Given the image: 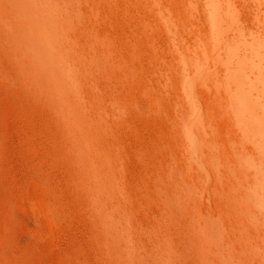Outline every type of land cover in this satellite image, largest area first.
<instances>
[{"label": "rangeland", "instance_id": "rangeland-1", "mask_svg": "<svg viewBox=\"0 0 264 264\" xmlns=\"http://www.w3.org/2000/svg\"><path fill=\"white\" fill-rule=\"evenodd\" d=\"M213 5L211 1L202 8L193 0L101 1L100 26L105 34L112 33L120 63L116 79L107 83L110 94L116 91V101L109 104L116 113L109 121L108 139L116 146L111 166L122 189L117 200L126 217V238L141 259L150 258L160 244L180 246L178 224L166 220L159 188L165 171L182 167L183 177L192 184L189 191L196 209L232 221L236 243L242 244L244 230L248 231L253 245H259L251 263L264 264V233L234 197L251 180L253 190L260 192L252 211L264 214V149H259L260 164H254L242 151L246 145L242 139H232L215 84L211 80L207 86L197 85L200 62L206 61L198 33L205 27L203 14H209L213 44ZM231 16L240 17L235 12ZM212 44L208 45L214 50ZM232 48H226L230 58ZM22 81L0 61V264H21L23 255L31 264H71L78 255L93 259L89 216L77 205L59 158L60 130L37 107H24ZM246 88L255 92V83ZM17 89L22 93L18 95ZM197 89L203 94L200 100L193 97ZM14 94L20 101L13 100ZM32 100L42 105L40 98ZM256 100L260 99L256 97L252 106L261 105ZM235 104L240 119L249 116L241 101ZM182 111L198 128L191 134L188 125L180 126L186 140L183 150L175 144L172 122ZM249 120L247 129L260 138L257 119ZM201 158L209 161L210 170ZM255 167L257 181L249 175ZM46 185L52 191H45Z\"/></svg>", "mask_w": 264, "mask_h": 264}, {"label": "bare ground", "instance_id": "bare-ground-1", "mask_svg": "<svg viewBox=\"0 0 264 264\" xmlns=\"http://www.w3.org/2000/svg\"><path fill=\"white\" fill-rule=\"evenodd\" d=\"M101 1L0 0V61L11 74L22 78L23 92L27 96L23 99L24 107H37L60 130L59 158L67 168L77 205L89 216L95 257L78 255L71 264H250L257 246L251 241L254 236L244 230V242L236 243L232 233L236 226L232 221L200 213L191 200L189 187L192 184L183 177L182 167L165 171L159 188L166 220L178 224L180 246L174 247L171 242L165 246L160 244L150 258L141 259L134 244H128L126 217L117 200L122 189L111 166L116 146L108 139L109 121L116 115L109 104L116 101V91L110 94L107 83L116 79L120 63L112 33L108 30L109 34H105L100 26ZM193 1L202 8L210 6L211 1L214 3L216 34L212 44L211 19L209 14H203L205 27L198 34L206 61L200 62L197 85L207 86L212 80L222 115L234 134L232 139H242L246 144L242 151L254 164H260L259 149H264V129H261L264 121V85H261L264 80V0ZM232 12L239 13L240 17L234 19ZM208 44L214 45V50ZM229 46L233 47L231 58L226 50ZM249 83H255V92L249 93L246 88ZM17 90L18 95L22 93ZM18 97L13 100L20 101ZM35 97L42 100V105L32 100ZM193 97L200 100L203 94L197 89ZM256 97L261 105L252 106ZM260 100L256 101L260 103ZM238 101L247 112L249 109V116L244 119L238 114L240 109L235 104ZM198 111L201 116L200 107ZM249 117L257 119L260 138L247 129L251 127ZM186 119L182 111L172 120L175 144L182 150L186 140L180 126L188 125L191 134L198 129L196 122ZM52 138L54 140L53 135ZM201 164L210 170L208 160L201 158ZM249 175L254 181L258 180L256 167ZM252 186V181H247L234 197L244 211L254 215L257 227L264 233V214L252 211L260 192L254 191ZM44 190L52 191L47 185ZM26 256L23 255L21 264L32 263Z\"/></svg>", "mask_w": 264, "mask_h": 264}]
</instances>
